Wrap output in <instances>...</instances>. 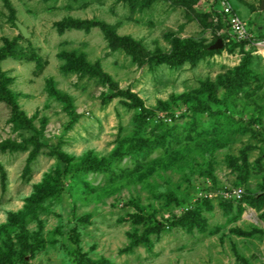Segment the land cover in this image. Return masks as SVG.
<instances>
[{
	"label": "rangeland",
	"instance_id": "1",
	"mask_svg": "<svg viewBox=\"0 0 264 264\" xmlns=\"http://www.w3.org/2000/svg\"><path fill=\"white\" fill-rule=\"evenodd\" d=\"M232 3L252 40L214 0H0V264H264V0Z\"/></svg>",
	"mask_w": 264,
	"mask_h": 264
},
{
	"label": "built area",
	"instance_id": "2",
	"mask_svg": "<svg viewBox=\"0 0 264 264\" xmlns=\"http://www.w3.org/2000/svg\"><path fill=\"white\" fill-rule=\"evenodd\" d=\"M220 5L219 12L226 16L227 23L231 30L233 37L237 41L252 40L251 29L246 28V24L237 13L234 11L232 0H214ZM241 190L235 189L230 192L233 197L239 198L241 196Z\"/></svg>",
	"mask_w": 264,
	"mask_h": 264
},
{
	"label": "trees",
	"instance_id": "3",
	"mask_svg": "<svg viewBox=\"0 0 264 264\" xmlns=\"http://www.w3.org/2000/svg\"><path fill=\"white\" fill-rule=\"evenodd\" d=\"M234 11H235V13H237V11H236V8H234ZM221 15L225 18V22H226V25L229 27V25H228V23H227V20H226V16H224L222 13H221ZM105 30H107L108 31V28L106 29L105 28ZM246 41H249V40H244V41H242V42H246ZM127 49H129V46H125ZM202 52H209L208 50H205V49H202ZM138 53V52H137ZM185 53V52H184ZM183 53V51L179 54V56L176 58L177 59V61H173V59L172 58H169V57H165L164 59L162 58L161 60H158V61H165V62H173L174 64L175 63H181V62H183V61H185L188 57H190V56H192V54H190V53H187V54H184ZM130 149V151H135V152H142V150L140 149V146H136V145H133L132 146V148H129Z\"/></svg>",
	"mask_w": 264,
	"mask_h": 264
},
{
	"label": "water",
	"instance_id": "4",
	"mask_svg": "<svg viewBox=\"0 0 264 264\" xmlns=\"http://www.w3.org/2000/svg\"><path fill=\"white\" fill-rule=\"evenodd\" d=\"M17 28L19 29L20 33L22 34L23 37H27L28 33L26 28L19 22H16ZM223 46V40L222 39H218L217 42L215 44L212 45V48H220Z\"/></svg>",
	"mask_w": 264,
	"mask_h": 264
}]
</instances>
